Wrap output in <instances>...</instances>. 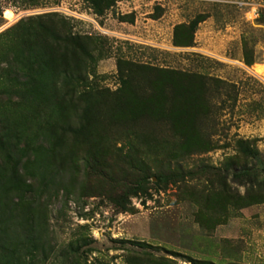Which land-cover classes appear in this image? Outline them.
<instances>
[{"label":"rangeland","instance_id":"374dc122","mask_svg":"<svg viewBox=\"0 0 264 264\" xmlns=\"http://www.w3.org/2000/svg\"><path fill=\"white\" fill-rule=\"evenodd\" d=\"M135 1L0 0V264H264V0Z\"/></svg>","mask_w":264,"mask_h":264},{"label":"trees","instance_id":"16d2710c","mask_svg":"<svg viewBox=\"0 0 264 264\" xmlns=\"http://www.w3.org/2000/svg\"><path fill=\"white\" fill-rule=\"evenodd\" d=\"M2 63V64H1ZM12 62L7 59V57H3V59L0 61V79H2L4 85H7L8 82H10V74L18 76L17 70L12 66ZM12 135L9 133L8 130L1 136L0 135V154L4 156L5 159L10 160L12 151V144L11 139ZM247 151H253V149H246ZM260 170L264 171V167L262 166ZM239 177H245V174L243 173L242 169L239 171ZM2 172H0V193L3 192L2 189V178H1ZM250 183V182H248ZM258 201V200H255ZM3 202L1 203V197H0V223H3L5 215H3ZM9 238V236H6V232L4 230L0 231V259H10L16 258V261L20 260V255L18 254V251H15L14 249L10 248L5 244L6 239ZM15 255V256H14ZM20 263V262H19ZM23 262L21 261V264Z\"/></svg>","mask_w":264,"mask_h":264},{"label":"crops","instance_id":"0c3cea01","mask_svg":"<svg viewBox=\"0 0 264 264\" xmlns=\"http://www.w3.org/2000/svg\"><path fill=\"white\" fill-rule=\"evenodd\" d=\"M141 0H136L135 1V3H133L134 5H133V7H135V6H137V9H140V6L138 5L139 4V2H140ZM134 27H136V25H133ZM160 30H164L165 28L163 27V25L162 26H160Z\"/></svg>","mask_w":264,"mask_h":264}]
</instances>
